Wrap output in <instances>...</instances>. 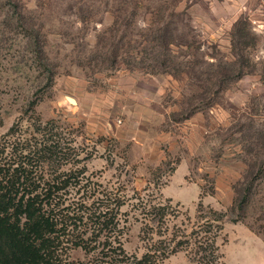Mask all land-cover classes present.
<instances>
[{
    "label": "rangeland",
    "instance_id": "374dc122",
    "mask_svg": "<svg viewBox=\"0 0 264 264\" xmlns=\"http://www.w3.org/2000/svg\"><path fill=\"white\" fill-rule=\"evenodd\" d=\"M161 29L182 73L151 72ZM31 102L60 123V171L125 198L128 253L145 251L137 192L171 199L169 236L200 202L229 211L244 197L221 261L264 264V0H0V137L16 121L29 130ZM163 264L192 263L183 250Z\"/></svg>",
    "mask_w": 264,
    "mask_h": 264
},
{
    "label": "trees",
    "instance_id": "16d2710c",
    "mask_svg": "<svg viewBox=\"0 0 264 264\" xmlns=\"http://www.w3.org/2000/svg\"><path fill=\"white\" fill-rule=\"evenodd\" d=\"M160 33L167 36L169 46L149 64L155 69L151 72L182 73V67L175 68L177 59L169 57L170 45H176L169 41L174 36L172 30L161 29ZM119 55L120 50L114 48L107 57L110 64L116 63ZM223 71L225 77L233 74L230 66ZM212 76L210 82L218 79L216 72ZM34 105L31 102L27 109L32 111L29 130H22L16 121L0 137V264H163L183 250L192 264L223 263L217 239L229 213L234 222L243 217L244 197L229 211L200 202L196 222L190 227L175 224L169 236V217L176 218L179 213L171 199L163 202L137 192L139 204L133 207L142 216L140 239L145 251L141 255L128 253L123 244L128 214L121 210L125 198L112 200L109 192L83 188L79 176L85 172L83 168L76 174L67 166L60 171V123L57 119L43 121L35 114ZM76 249L85 253L84 259L71 258Z\"/></svg>",
    "mask_w": 264,
    "mask_h": 264
},
{
    "label": "water",
    "instance_id": "95a60500",
    "mask_svg": "<svg viewBox=\"0 0 264 264\" xmlns=\"http://www.w3.org/2000/svg\"><path fill=\"white\" fill-rule=\"evenodd\" d=\"M70 98H71V102H73V103H75L76 102V100H75V98H73V97H69V100H70Z\"/></svg>",
    "mask_w": 264,
    "mask_h": 264
}]
</instances>
